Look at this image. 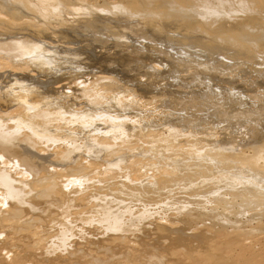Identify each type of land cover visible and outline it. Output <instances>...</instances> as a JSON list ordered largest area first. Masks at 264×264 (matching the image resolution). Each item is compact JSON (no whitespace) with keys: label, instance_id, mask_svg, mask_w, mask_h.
I'll return each mask as SVG.
<instances>
[{"label":"rangeland","instance_id":"374dc122","mask_svg":"<svg viewBox=\"0 0 264 264\" xmlns=\"http://www.w3.org/2000/svg\"><path fill=\"white\" fill-rule=\"evenodd\" d=\"M82 37L77 32L75 43H82ZM155 43L163 51L167 49L165 47L168 45L163 44V41ZM169 48L166 51H171L174 58L183 62L182 64L188 65L193 61L190 67L202 69L199 66L201 56L197 58V53L184 56L182 52ZM101 49L96 45H91L87 50L84 48L71 62L59 58L56 53L47 54L37 50L30 51L22 62L13 60L9 51L0 53V60L4 59V63L0 61V221L4 222L2 225L12 224L10 232L3 229V226L0 227V264H211L209 257L203 254L204 245L222 249V255L245 260L247 264H264L261 263L264 260V181L259 174H252V170L248 168L250 165L252 167L250 162L258 166L264 164V155L258 153L260 150L264 151V130L261 129L264 128V119H257L255 116L249 118L248 115H244V119H219L217 115H213L214 110L219 109L218 115L224 117L249 110L263 113L261 117H264V81L261 78L264 75L263 67L257 71L246 69V66L231 68L233 71L230 72L229 79L219 74L222 77L220 80L205 78L201 79V83L198 79L183 86L179 81L176 83V79L171 78V81L163 75L162 80L166 79L165 82H172V85L162 81L154 89L138 91L129 82L127 88L120 85L106 91L94 86L93 79L96 75L104 74L110 61H114L117 55ZM141 61H132L131 65L139 67L145 64L140 70L146 71L149 68V71H152L151 68H161L155 60H143L144 63ZM8 66H12L11 69ZM64 71L67 76L61 77ZM116 71L112 75L118 78L120 74ZM25 74L33 77L27 78ZM159 79L160 77L157 78ZM53 87H56V91L52 90ZM180 88L185 95L172 97L173 91ZM251 93L255 95L256 99L252 97L255 103H247L244 98L245 95L252 96ZM41 96L43 99H40ZM258 99L263 101H259L261 105ZM175 100H179V104ZM191 101L195 104L191 103L195 106L192 111L200 119H192L193 122L181 128L175 120L181 119L179 111L175 112L178 110L175 104L180 106L181 102L186 106L185 103L191 105ZM207 101L213 104L208 105ZM202 102L203 105L206 103L205 106ZM186 115L190 116L189 113ZM149 132L158 133L155 141L143 144L135 152L123 150L134 140L143 141ZM257 134L260 138H255ZM169 136L174 141H168L171 139ZM167 142L184 148L181 158L183 161L170 153ZM6 145L10 149L7 150ZM115 149L121 152V160H118L119 155L106 163L101 162L105 154ZM23 159L28 162H23ZM142 161L149 165L144 168L140 164ZM31 165L42 166L44 170L33 174ZM122 165L131 170L122 169ZM69 169H91L99 181L100 178L119 174L124 177L125 182L122 183L126 185L133 176L135 180H142L145 185H150L152 177L166 174L165 177H177L175 180L178 185L159 197L153 195V200L149 202L140 196L141 191H135V196L132 197L133 190L125 194V189L119 187L118 199L114 200L109 196L110 199L106 202L108 211L102 223L100 215L103 210H99L104 207L101 204L104 201L100 202V199L91 194L94 189L92 187L96 188L99 184L85 179L87 173L83 174L87 170L78 176L69 174ZM40 175L54 176L56 193L48 200L31 202L30 206L37 211L30 212L19 202L21 199L28 201L30 196L37 197L38 192L24 189L23 186L27 187L29 181L38 179ZM190 176H195L196 181ZM167 187L169 186L166 184L162 185L164 190ZM205 187L210 191L200 196L197 206L183 202L182 196L172 200L173 191L181 190V194L188 195L194 189ZM230 187L253 189L256 194L250 195L254 202L249 203L251 207H238L241 205V198H231L226 192ZM21 189L26 191L25 194L30 192V196L14 191ZM216 198L221 203L226 201L223 204L228 205L231 212H223L220 204L215 205ZM181 201L182 206L179 205ZM82 202L83 205L95 207L90 211L79 212ZM97 202L100 204H94ZM15 209L22 210V214H14ZM220 211L228 215L226 230L219 225L213 226L211 221L214 214ZM252 212L257 220H250ZM189 214L192 217L188 219ZM234 217L241 223L239 225L237 221L236 225L240 228L237 227L245 231L239 235H235L233 228V222H236ZM30 218H36L32 225H28ZM119 220L123 221L127 231L117 225ZM38 221H41L40 224ZM146 226L150 227L149 232L144 231ZM171 227L180 239L192 233H197L198 237L203 234L207 238L213 237L208 240L206 238L205 243L196 240L188 243L187 238H184L185 244L176 239L169 241L174 235L168 232ZM214 227L218 228L215 230ZM119 237L123 240H119ZM36 238L39 240L36 242H40L38 245L34 242ZM43 240H46V244ZM186 243L193 250L199 247L195 254H200L201 257L191 259ZM219 244H223V247L218 248ZM195 245L199 246L196 248Z\"/></svg>","mask_w":264,"mask_h":264},{"label":"bare ground","instance_id":"6f19581e","mask_svg":"<svg viewBox=\"0 0 264 264\" xmlns=\"http://www.w3.org/2000/svg\"><path fill=\"white\" fill-rule=\"evenodd\" d=\"M77 32H80L83 35L82 37L83 41L82 43H79V44L75 43V36ZM92 38H94L95 40L93 39L94 40L93 41ZM79 40L81 39L79 38ZM89 40L91 44L88 43ZM160 41H163V44L168 45L165 48L168 49L170 47L169 50L171 49L172 51L178 50L182 52L184 56H187V55L190 56L192 55V53H197L199 55L198 57L196 56L197 58L201 56L200 58L201 62H199L200 65L199 63L197 64L201 66L200 68L202 69H198L199 67L197 69L196 67L195 68L190 67L191 65L190 63H192L193 61L190 62L188 65L182 64L183 62L181 63L179 62L178 59L174 58V55L171 54V51L167 52L166 51L167 49L163 51L160 48V46L155 43V42L158 43ZM146 43H148L149 45ZM91 45L100 46V49L102 48L103 50H105V52L107 53L112 52L113 55L114 54L117 55L114 57L115 58L114 61H110V64L107 66L108 70H105L104 74L96 75L93 79L94 86H99L100 88L106 91L120 87V85L123 88H125L124 87L125 85L127 88L129 87V82H131L132 88L135 87L138 91L140 90L146 91L149 89H154L155 87H158V85H160L162 81L164 82L166 81V79L164 78H163L164 80H162L161 77H163V75H166L167 77H169L171 81H173L171 78L176 79L177 80L176 83L179 81L183 83L182 84L183 86V85H187V83L190 84L193 81L195 82L198 79L201 80V79L207 78L210 80H220V78L222 77L229 79V77H231L229 76L230 72L233 71V69L232 71L230 70L231 68L240 69L246 66V69L257 71L260 69V67H263V70H264V0H0V53H3L4 51L11 52L10 54L12 55L13 60L22 62L23 59L27 57L28 54H30L29 53L30 51L37 50V52L41 51L47 54L56 53V55L59 58L66 59L71 62L75 60L78 54L79 55L81 54L84 48L87 50V48L88 47L90 48ZM168 53H170L173 57L169 55ZM39 58L40 56L38 57V59ZM258 58H261V59H258ZM143 60H147V62L148 60H151V61L155 60L156 62H158L159 65H161V68L159 69L151 68L152 71H149L150 69L149 68L146 71L143 69L140 70V67L142 65L139 67H137L138 65H131L133 64L131 63L132 61L143 62ZM0 61L4 63V59ZM144 65L145 64H143V66ZM105 66L106 65H104V67ZM11 67L12 66H8V68L10 69ZM114 71L120 74V75L118 74L119 75L118 78L112 75L114 74L113 73ZM62 74L60 75L61 77L67 76L65 71L62 72ZM219 74H221L222 77H219L220 76ZM25 76L27 78L33 77V75H30V74H25ZM159 77L161 80L160 79L157 80V78ZM141 78H144V80H140ZM261 78H263V81H264V75L263 77L261 76ZM202 81L203 80H201V83ZM169 85H172V82ZM243 87L245 88V86ZM52 90L56 91V87L55 88L53 87ZM173 93L174 94L172 95V97L174 95L175 96L177 95L176 96L177 98L178 95L179 97H181V95H183L185 92L183 89L180 88V89L174 90ZM252 97L255 98V95L254 96L253 94L252 96L245 95L244 98L247 101V103H253L255 100L253 101L254 98ZM211 98H214V97H211ZM40 99H43V97L41 96ZM201 99L200 101H202ZM230 99H227V100L230 101ZM181 100H183V98ZM175 101L178 102L179 100H175ZM193 101H191L190 104L193 103ZM197 101H198V98H197ZM259 101H262V100L258 99V103ZM181 102H180L181 104L180 106L177 105L176 102H175L176 104L173 102L175 106H178L176 107L178 110L175 112L177 113L179 111L178 115L179 117H181V119H175V120L178 121L179 126L181 128L182 127L185 128L186 125H189L192 119H200V116L193 113L192 111V108L195 109V106L193 105H195L194 103H197L196 101L193 103V105L192 104L187 105L185 103L186 106H184V103L182 105ZM204 102H202V105ZM168 103H171V102L168 101ZM211 103L212 102L207 101L208 105L209 104L211 105ZM205 104L203 106H205ZM171 107H173V105ZM184 107L186 109H183ZM204 108L205 107H203V109ZM219 111L214 110L213 112L214 113L213 115H217L219 119H244V115H248L249 118H254L255 116L257 119H264V117H261L263 113H261L262 114L261 115L260 113H258V111L256 112L257 114L255 112L254 114L252 111L249 112V110L248 111L241 110V112H238L231 117H224V116L218 115ZM195 112H198V110ZM187 113H189L190 116H187L186 115ZM261 129L264 130V128L262 127ZM182 130L184 131V129ZM169 133L171 132H168V134ZM156 136H158V133L149 132L147 134V137L142 139L143 141L134 140V142L132 141L130 144H128V147L123 148V150H125L128 153L133 152V151L134 152L138 151L140 148L143 147V144L153 141L154 138H157ZM255 138H260V135L257 134ZM168 141L172 142L174 141V138L172 137ZM170 142H167L168 144L167 149L170 150V153L173 156L183 161V159L181 158L183 156L184 148L182 146H179V144H178L179 147H175L174 146L175 144L173 145ZM102 143H104V140ZM5 147H7V150L10 149L9 145H6ZM120 153L121 152L119 151V149L112 150L108 152L107 154H105L104 158L101 159V162L106 163L110 161V159L118 158L119 155L120 157L118 160H121L122 154ZM258 153H260L261 155H264L263 150H260ZM23 162H28V161H24L23 159ZM142 162L140 164H142L143 167L149 165L148 162L147 163L146 162L142 163ZM250 163L252 164V167L250 165L248 168L250 169V171L252 170L253 172L252 174L254 173L259 174V176L262 177V180L264 181V164L258 166V165H254L253 162H250ZM33 167H32L33 174L35 172H39L40 170H44L42 166L40 167L33 166ZM122 169H126V171H128V169L131 170V168L127 166L126 167L123 166ZM67 171L71 175L78 174V176L80 175V173L86 171L84 172V174L82 173L83 175H86L87 173V176L85 177V179L86 180L88 179L92 181L93 183H97L100 185V186L98 185V187L96 188L92 187L94 189L93 191H91V194L96 199L98 200L100 199V202L101 200L104 201V202H101V204L104 207H102V209L99 210V211L103 210L102 214L100 215L101 217L100 221H102V223H104L103 220H105L104 219L105 214H107V211H108V205L106 204V202L109 201L110 199L109 196H112L111 199H114V200L118 199L117 195H118L119 187L125 189L124 190L125 194L126 192L128 193L129 190H133L132 197L135 196V191H141L142 194L140 196L143 198V200H146L149 202L150 200H153L152 199L153 195L154 196L156 195L159 197L169 191L174 190L178 185V183H176L177 180H175L177 177L176 178L175 177L174 178L165 177L167 176L166 174L160 175L157 177L156 176L152 177V181L149 182L150 185H148V183L147 185H145L144 184L145 182L142 180H139V181L135 180L133 176L130 178L129 183L126 185L122 183V182H125L123 179L124 177H121V175L119 174H115L114 176H109L105 178L104 177L100 178V181H99V180H96V174L95 172H91L92 171L91 169H80L79 171L69 169ZM190 177L192 178V180L196 179L195 176H190ZM53 178L54 176L46 177V176L40 175L38 179L29 181V183H27L28 184L27 187L23 186L24 189L29 188L30 190H36L38 192L37 197L30 196L29 195L30 192L25 194L26 191L25 190L22 191V189L14 190L15 193L20 192V193H23V196H26V197L27 195L30 196L29 197L30 199L28 201L24 202V200L21 199L19 204L23 206L25 210L27 211H30V212L37 211L32 206H30V203L33 201H38L42 199H44L45 201L46 199L48 200L49 197H53V194L56 193L55 192L56 183L53 181ZM163 184H166L169 187H167L164 190L162 189ZM127 188H130V189H127ZM230 188L228 189L224 188V189H226V192H228V195L231 196V198H234V199L241 198L240 200L241 205H239L238 207H243V208L251 207L249 203L251 204L254 202L250 198V195L256 194V192H254L253 189L251 188H248V189H232L231 188L230 189ZM180 191L181 190H178V192L173 191V194L171 195L172 200H176L177 197L182 196L183 202L184 201L190 202V204L197 206L198 201L201 199L200 196L203 195V193L207 194L210 191V189L206 187L202 189L201 188L194 189V191H192L188 195L181 194ZM58 200H60V198ZM61 201L63 202L62 199ZM182 201L179 203V205H181ZM219 201L220 200L216 198L215 205L220 204L219 206L222 209V211L229 213L231 209L228 207V205L223 204L224 202L226 204V201H223V203H221L222 201L221 202ZM78 202H81V201H78ZM100 202H97L94 204H100ZM78 205H80V203ZM189 205L187 206L189 207ZM94 207H95L94 205L92 206H88L87 204L83 205V202H82L78 211L79 212L90 211ZM237 210L239 211V209ZM21 212L22 210L20 209L14 210V214L18 216L22 214ZM215 214H217L218 216H216ZM215 214L213 216V220H211L213 223V226L215 224L217 226L219 225L220 228L225 229L226 225H228L227 222H229L228 219L226 218L228 215L221 213V211L220 213H215ZM234 214L236 215L237 213H234ZM52 215H55V214H52ZM187 217L189 219V217H192V215L189 214ZM249 217L251 218L250 220H257L254 212L250 213ZM31 218L29 220L28 225H30L32 222H33L32 224L36 222V218H33L35 220ZM195 218L197 219L198 217H195ZM241 219H242V216H241ZM237 221L239 220L236 219V222H233L235 223V226L233 224L234 226L233 228L236 231L235 235H239L240 233L245 232L242 230L243 228H241L240 230L239 229L240 227L236 225ZM0 222H1L0 227L3 226V229H5L6 231L9 230L10 232V229L12 228V224L2 225L3 221H0ZM40 222L41 221H38L37 223L40 224ZM118 224H119V227L127 231V227H125V224L123 223V221L119 220L117 225ZM238 224L239 225L241 224L240 221L238 222ZM230 227H232V225ZM148 228L150 230V227H147V229H144V231L149 232ZM217 228H215V230ZM158 230L159 229H157V233L159 232ZM249 230L250 229H248V231ZM168 232L174 234L173 237L171 236L169 241L176 239L182 244H185L184 238H187L188 243H190L193 240H196L199 243H205L206 242L205 239L207 238L205 237L204 234L201 237H198L197 233L196 234L192 233L189 236H184V238L180 239L176 237L177 232L173 230L172 227ZM34 237H36V235ZM211 237L213 236H210V238ZM37 238L34 241L36 245L40 244V242L39 243L36 242L38 240ZM210 238H207V240ZM119 240H123V238L119 237ZM42 242L46 244V240L45 241L43 240ZM188 243H186V246L188 247L187 253L190 254L191 259L197 260L199 257H201L200 254L198 255L195 254L197 253L196 250L199 248L198 247L199 245L197 246L195 245V247L196 248L198 247V248L196 250L195 249L193 250L192 247H190ZM182 244H180V246ZM221 245L218 248L223 247V244ZM204 246L202 249L204 250L203 254L209 257L211 264H247L245 260L243 261L236 260V259H233L231 256L227 257V256L222 255L220 253L222 249L214 248L212 245H210L211 247L209 245L205 246V248ZM262 262H264L263 259L261 260V263Z\"/></svg>","mask_w":264,"mask_h":264}]
</instances>
